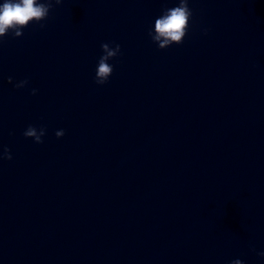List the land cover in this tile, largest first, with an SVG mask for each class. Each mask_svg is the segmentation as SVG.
<instances>
[{
	"label": "water",
	"instance_id": "obj_1",
	"mask_svg": "<svg viewBox=\"0 0 264 264\" xmlns=\"http://www.w3.org/2000/svg\"><path fill=\"white\" fill-rule=\"evenodd\" d=\"M175 6L63 0L2 38L0 264H264V0H189L160 49Z\"/></svg>",
	"mask_w": 264,
	"mask_h": 264
},
{
	"label": "clouds",
	"instance_id": "obj_2",
	"mask_svg": "<svg viewBox=\"0 0 264 264\" xmlns=\"http://www.w3.org/2000/svg\"><path fill=\"white\" fill-rule=\"evenodd\" d=\"M62 3L63 0H4L0 4V44L3 43L2 38L10 32L15 37L23 36V30L32 23L39 24L43 28L45 25L42 22L48 19L54 6ZM192 16L193 12L189 7V0H178V6L164 9L162 14L155 19L154 29H150L148 35L160 49H167L173 44H182L187 35ZM205 34H207L206 31ZM113 43L115 44L114 47L109 43L101 44L103 55L98 61L95 77V82L98 85H104L108 82L114 71V67L109 61L121 53V45ZM8 82L13 83L12 77L8 78ZM28 83L29 81L25 79L16 83L15 87L24 88ZM36 92V89L32 90L33 95ZM46 134L47 130L44 127L38 129L33 125H29L24 131V136L32 138L37 144L44 142L43 137ZM64 135V130L56 132L58 138ZM0 159L11 160L10 149L5 148L0 154ZM253 251H255L254 248ZM259 255L264 257V252H260ZM230 264H244V261L235 259Z\"/></svg>",
	"mask_w": 264,
	"mask_h": 264
}]
</instances>
